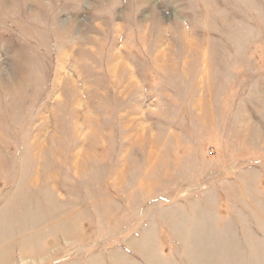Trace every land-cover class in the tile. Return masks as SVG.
I'll return each mask as SVG.
<instances>
[{
  "label": "rangeland",
  "instance_id": "obj_1",
  "mask_svg": "<svg viewBox=\"0 0 264 264\" xmlns=\"http://www.w3.org/2000/svg\"><path fill=\"white\" fill-rule=\"evenodd\" d=\"M0 264H264V0H0Z\"/></svg>",
  "mask_w": 264,
  "mask_h": 264
},
{
  "label": "clouds",
  "instance_id": "obj_2",
  "mask_svg": "<svg viewBox=\"0 0 264 264\" xmlns=\"http://www.w3.org/2000/svg\"><path fill=\"white\" fill-rule=\"evenodd\" d=\"M97 14H107V13L104 12V13H97ZM184 24H185V29L188 30V24H187V22L185 21ZM204 26H206V25H203L202 24V27H204Z\"/></svg>",
  "mask_w": 264,
  "mask_h": 264
},
{
  "label": "bare ground",
  "instance_id": "obj_3",
  "mask_svg": "<svg viewBox=\"0 0 264 264\" xmlns=\"http://www.w3.org/2000/svg\"><path fill=\"white\" fill-rule=\"evenodd\" d=\"M12 29V28H11Z\"/></svg>",
  "mask_w": 264,
  "mask_h": 264
}]
</instances>
